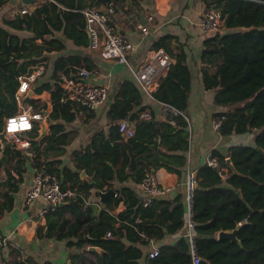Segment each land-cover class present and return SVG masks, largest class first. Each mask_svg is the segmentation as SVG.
I'll use <instances>...</instances> for the list:
<instances>
[{
  "label": "trees",
  "instance_id": "16d2710c",
  "mask_svg": "<svg viewBox=\"0 0 264 264\" xmlns=\"http://www.w3.org/2000/svg\"><path fill=\"white\" fill-rule=\"evenodd\" d=\"M54 1L9 21L15 30L29 32L28 36L11 34L4 26H0V131L5 118L19 111L15 100L19 84L17 77L32 71L34 65L45 63L49 52L65 48V44L57 37L58 33L74 43L84 44L88 36L81 10L88 5L101 9L111 3V0H88L83 3L79 0ZM202 1L205 8L220 11L224 30L203 40L200 55L202 87L212 91L213 104L224 109L214 112L213 119L220 120L218 132L221 136L252 132L254 144L233 145L226 152L211 150L224 173L223 178L217 168L205 163L196 169L198 181L193 195L192 220L197 252L201 264H264V0ZM131 2L140 8L141 0ZM58 4L67 10L58 11ZM114 10L117 8L114 7ZM130 11L129 8L125 10L126 13ZM171 38L172 35L160 37L154 43V48L167 51L177 70L159 83L151 96L177 113L170 112L164 120H156L147 111L150 120H143L140 114L146 112L145 106L133 109L140 102V92L132 82L123 81L106 113L110 124L106 135L103 132L94 133L86 148L72 153L77 167L88 168V164L107 153L106 157L113 156L112 162L122 156L123 167L128 165L133 171L131 177L135 183H140L147 171L152 172L158 167L181 174L187 163L190 138L185 114L191 92V73L183 46L177 43L178 51L170 52ZM77 63L78 60L72 55L59 56L50 77L46 78L44 64V69L32 86L35 93L48 91L51 101V110L46 116L50 122L49 135L35 141L39 129L35 124L26 136L30 140L32 166L35 171L42 169L55 175L60 180L61 188L68 187L71 180L76 179L73 184L75 195L66 199L63 206L46 209V234H43V227L39 226L36 235L66 239L68 247L79 250L71 255V264H77L78 261L82 264H139L143 255L141 246L147 243L146 239L163 234L153 231L157 225L154 217L157 214L162 216L167 232H175L185 226L184 203L175 205L167 201H155L152 206L143 207L132 190L121 189L113 197L112 205L124 199L126 207L118 213L117 218L106 211L97 214L92 212L90 206L84 205V200L94 184L102 185L78 180L77 171L66 166L58 167L59 158L49 161L44 159L47 150L56 151L57 154L64 151L62 146L67 142L68 133L62 123L75 118L73 109L77 104L62 100L65 96L62 76L72 78ZM25 102L33 105L34 111L42 108L33 98ZM122 119L132 124L134 132L125 143H115L121 137L118 126ZM157 137L160 146L154 150L151 145L156 143ZM2 145L4 153L16 158L18 164L12 167L18 178L11 175V170H6V189L0 193V211L5 213L13 207V194L23 180L20 166L27 159L9 142L0 143V151ZM227 157L237 173H233L226 164ZM98 165L102 166L95 167L99 178L104 182H112L114 172L111 166L102 158L98 160ZM237 190L241 195L237 194ZM67 212L74 221L66 217ZM138 216L139 222L136 221ZM82 217H85L84 220ZM116 221L120 222L117 227L114 226ZM238 225L236 236L240 244L216 237L220 230H232ZM107 232H110L109 236H106ZM87 246L101 249L100 252H92L94 260L89 263H86L82 251ZM11 264L53 263H38L26 258L14 260ZM145 264H191L187 238L182 237L174 245L158 248V254L154 257L147 254Z\"/></svg>",
  "mask_w": 264,
  "mask_h": 264
},
{
  "label": "crops",
  "instance_id": "0c3cea01",
  "mask_svg": "<svg viewBox=\"0 0 264 264\" xmlns=\"http://www.w3.org/2000/svg\"><path fill=\"white\" fill-rule=\"evenodd\" d=\"M51 1L54 0H37L29 7H26L21 4L20 0H0V26H4L11 34H16L22 37L28 36L30 34L29 32L15 30L10 26L9 21L18 15L26 14L20 12L22 7L28 8L29 11L27 13H31L36 7L48 4ZM79 1L80 3L88 2V0ZM126 1H116V5L114 6L112 5L111 0V3L100 9H107L109 6H112L113 9L116 7L117 10H114L113 13H108L111 24L116 31L136 43V49L127 57L126 62H121L116 59H104L101 57L98 50L90 47L88 38L84 44H77V42L74 43L71 39L58 33L57 37H59L65 44V48L61 51L49 52L47 54L48 59L45 63L34 65L32 71H30L37 72V66H41L42 69H44L45 64L46 78H49L51 71L54 68L55 60L59 56L72 55L78 60V63L74 66L76 73L73 75L72 79H81L95 85H105L107 87V98L95 109L86 110L76 103L78 106L75 105V109H73L75 118L70 122L62 123L68 133L66 138L67 142L62 146L64 151L57 154L56 151L47 150V155L44 159L49 161L51 159L59 158L60 163L58 164V167L66 166L72 171H77L78 180L86 181L88 183H100L102 186H96L94 184V186L90 188V194L85 198L84 205L90 206L92 212L99 214L101 211H106L115 218H117L118 213L126 207L124 199H121L116 204L112 205L115 194L121 189H130L135 193L137 198L140 193V183H135L131 177L133 171L128 165L123 167L122 156L116 157L115 161L112 162L111 160L113 159V156H111V158L108 156L106 157L107 153H103L101 157H98L94 162L88 164V168L82 166L77 167V161L73 160L72 153L86 148L91 143L94 133L103 132L106 135L110 126L106 113L113 100V96L116 94L123 81L132 82L140 92V102L133 109L138 110L140 106H145V113L149 114L148 112H151L156 120H164L170 112L177 113L175 109L169 105L158 103L151 95L144 92L136 81L134 75L136 68L144 63L148 56L152 54V51L155 49L154 43H156L160 37L164 35H172V38L169 40L171 53H176L178 51V48L176 47L177 43L183 46L186 54V62L191 73V92L185 114L190 133L189 148L186 156L191 167L197 169L203 165L205 154L209 150L218 149L221 152H226L228 147L233 145L254 144V133L252 132L232 134L228 137H223L212 126L213 113L224 109L213 104V92L204 90L201 82L200 55L203 47V40L207 36L212 35L202 33L198 27V21L205 9L203 1L141 0L140 8L132 5V2L130 5H127ZM58 5V11L67 10L62 4ZM127 8L131 9L130 13L125 12ZM137 12L142 13L147 20L145 26L148 33L145 35L140 31L139 26L143 24L141 23ZM148 17H151L150 20H148ZM223 31L224 30L221 27L218 32L222 33ZM37 42L39 43L40 40ZM82 68L90 71V74L87 77L80 76L79 71ZM176 70L177 67L174 60H172L170 65L162 70L156 77L152 90ZM41 72L42 71H40L36 77ZM34 81L30 83L28 89L33 90L32 86ZM22 97L19 103L16 101L19 111L22 107L27 105H30L33 109V105L26 103L25 101L27 99L23 101ZM32 98L42 105V108L39 111L47 110L48 113L50 112L51 101L50 93L48 91H43L41 93L34 92ZM47 115H44L46 122H48L46 120ZM49 126L50 122H48L47 136L49 135ZM120 136L121 137L117 139L115 143H125L127 141L128 136H123L121 134ZM43 139H45V137ZM7 142H9L8 138ZM159 142L160 140L157 137L156 143L151 145L154 150L160 146ZM0 143L4 144L1 141ZM44 143L45 140L42 141V145H44ZM30 148L26 150L16 148L22 152L27 160L20 166V168L23 169V180L19 183L17 191L13 194L12 209L5 213H1L0 211V264H11L14 260H25L26 258H31L38 263L50 262L53 264H66L69 260L71 264V255L79 250H76L75 247H68L66 239H57L55 236L39 237L36 235V229L39 226L43 227V234H46L47 227L45 213L46 209L51 206L41 197L34 199L29 205H25L23 202L25 192L32 186L34 181L35 168L31 163L32 153ZM119 154H121V151ZM100 158L104 159L114 172V179L110 183L104 182L99 178L96 172L95 167H102L101 165H98V160ZM17 165V159L7 156L4 153V145H2V150L0 151V193L6 189L4 185L7 180L6 170L13 171L12 167ZM182 169L180 175L176 172L168 171L164 167H158L152 170L159 191L154 202L167 201L175 205L177 203H183V182L186 166ZM82 170H84L83 176L80 175ZM120 178H122V180ZM75 182L76 179L74 178L71 180L70 184L73 186ZM108 189H113L114 194L109 196L103 203L100 201L99 192ZM109 201H111V203H109ZM66 217L70 221H74L73 216L68 212L66 213ZM84 218L85 217H82L81 219L84 220ZM154 220L157 225H155L153 231H159L163 234L160 237H150L149 239H146L147 243L141 246L143 255L139 260V264H145V257L152 248L158 249L162 246L174 245L182 237H186L187 228L185 226L175 232L169 233L166 230V223L163 222L162 216L157 214L154 217ZM119 224L120 222L116 221L114 226L117 227ZM192 233L195 236L194 230H192ZM82 251L86 257V263H89L94 260L92 252H100L101 249L91 251L88 250L87 246L86 249H83ZM77 264H82V262L78 261Z\"/></svg>",
  "mask_w": 264,
  "mask_h": 264
},
{
  "label": "built area",
  "instance_id": "2783aa9c",
  "mask_svg": "<svg viewBox=\"0 0 264 264\" xmlns=\"http://www.w3.org/2000/svg\"><path fill=\"white\" fill-rule=\"evenodd\" d=\"M29 10L22 7L20 12L27 13ZM85 18V30L88 35L89 45L91 48L99 51L104 59H116L121 62H126L127 57L136 49V43L124 37L121 33L114 29V26L109 20L108 13H113L112 6L107 8L108 13H103L100 9L93 6H85L82 10ZM151 17H148L150 20ZM222 26V17L219 10L214 8H205L198 21V27L204 34H216ZM143 35L148 33L145 25L139 26ZM173 58L163 48H157L152 51L146 61L136 68L134 71L135 79L144 92L151 95L156 77L159 73L167 68ZM37 72H28L18 76V87L15 91V100L19 103L21 97L30 87V83L34 81L36 75L42 71L41 66H37ZM80 76L87 77L90 74L88 69L82 68L79 71ZM63 89L65 96L63 101H72L80 105L86 110H92L102 104L108 95V89L105 85H95L84 80H75L70 77L62 76ZM143 120H150V115L143 112L140 114ZM186 118V117H185ZM37 120H44L42 111H34L30 105L22 107L20 111L5 118L3 126L4 133L9 139L11 145L18 149H29L30 140L26 137ZM187 120V118H186ZM48 126V122H46ZM212 126L215 130H219L220 120L212 119ZM118 131L123 136H132L134 129L126 120L119 122ZM204 163L208 166L215 167L218 173L223 178L224 173L219 166L216 157L212 156L211 150L205 154ZM11 175L18 178L14 171ZM196 169L191 167L189 161L186 163L184 176V208H185V227L187 228L186 238L188 241L189 254L191 264H201V257L197 252L195 236L192 233L194 222L192 220L193 195L197 185ZM158 187L155 175L147 171L140 182V193L137 197L141 206L150 207L156 195ZM75 195V187L69 185L66 188H61L60 180L53 174L44 170H37L34 173V181L32 186L27 189L24 194L23 202L29 205L34 199L41 197L51 207H55L64 203L66 199ZM140 221V217L136 218ZM110 232L106 233L109 236ZM158 254L157 248H152L148 252L149 257H154Z\"/></svg>",
  "mask_w": 264,
  "mask_h": 264
},
{
  "label": "water",
  "instance_id": "95a60500",
  "mask_svg": "<svg viewBox=\"0 0 264 264\" xmlns=\"http://www.w3.org/2000/svg\"><path fill=\"white\" fill-rule=\"evenodd\" d=\"M35 1L37 0H20L21 4L23 6H26V7H29L32 3H34ZM126 4L127 5H130L131 4V1L130 0H127L126 1ZM112 5H116V0H112ZM103 13L107 14L108 11L107 9H102L101 10ZM137 15L141 21V23L143 25H145L147 23V20L145 18V16L140 13V12H137ZM59 36V35H58ZM33 90L32 89H28L26 91V93L23 95L22 97V100L25 101L26 99L28 98H32V95H33ZM42 113L44 115H47L48 111L47 110H42ZM36 123L38 124L39 126V130H38V136L35 138V141H39L41 139H43L44 137L47 136L48 134V126L46 125L45 121L44 120H37ZM0 141L3 142V143H6L7 142V136L5 135L4 133V129L2 128V130L0 131ZM259 151H263L261 148H258ZM226 164L228 165V167L232 170L233 173H237V170L235 169L234 165L232 164L231 160L229 157L226 158ZM81 176L84 175V170L81 171L80 173ZM114 194V191L113 189H108L106 191H101L99 192V197H100V201H102L103 203L105 202V200ZM237 194L238 195H241L240 191L237 190ZM64 203H61L59 205H63ZM239 228V225L236 226L234 229L232 230H228V231H224V230H220L218 232V235L217 237L219 239H228V240H231V241H235L237 243L240 244L239 240L237 239V236H236V232ZM88 250H100L98 247L96 246H88ZM66 264H70V261L68 260Z\"/></svg>",
  "mask_w": 264,
  "mask_h": 264
}]
</instances>
